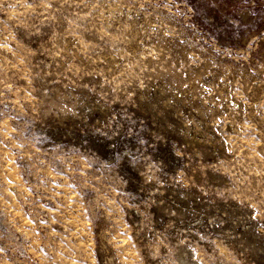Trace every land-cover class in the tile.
<instances>
[{"label":"rangeland","instance_id":"rangeland-1","mask_svg":"<svg viewBox=\"0 0 264 264\" xmlns=\"http://www.w3.org/2000/svg\"><path fill=\"white\" fill-rule=\"evenodd\" d=\"M0 264H264V0H0Z\"/></svg>","mask_w":264,"mask_h":264}]
</instances>
